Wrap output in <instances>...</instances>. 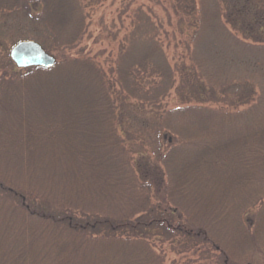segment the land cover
<instances>
[{
  "label": "trees",
  "instance_id": "16d2710c",
  "mask_svg": "<svg viewBox=\"0 0 264 264\" xmlns=\"http://www.w3.org/2000/svg\"><path fill=\"white\" fill-rule=\"evenodd\" d=\"M71 1L0 0V14H29L71 51L49 70L7 61L0 73V264H163V244L179 264H264L263 87L226 98L159 44L106 71L73 47ZM262 4L229 0L218 18L259 40L246 26ZM195 72V87L175 85ZM120 93H153L168 144L153 165L119 134Z\"/></svg>",
  "mask_w": 264,
  "mask_h": 264
},
{
  "label": "rangeland",
  "instance_id": "374dc122",
  "mask_svg": "<svg viewBox=\"0 0 264 264\" xmlns=\"http://www.w3.org/2000/svg\"><path fill=\"white\" fill-rule=\"evenodd\" d=\"M226 2L229 0H195L198 10L188 7V0L180 3L176 0H74L66 4L72 7L70 13L74 17L71 22L74 33L76 30L78 32L79 25L83 36L77 40L74 38L73 47L98 61L106 71L112 67L116 69V63L125 68V64L149 52L151 44H159V50L162 49L171 66L176 63L185 71L192 63L191 69L195 70L200 63L198 79L204 82L208 79L206 84L211 81L215 85V93L232 99L239 90L238 86L246 81L263 87L261 97L264 100V36L255 40V36L251 35L244 42L235 39L228 26L219 19ZM176 4H179V8L174 11ZM34 7L40 9L42 5ZM260 11L264 13V6L250 17V24L246 26L249 34H252L251 28L254 33L264 31V14L263 20L262 14L258 18ZM149 22L151 25L147 24ZM237 34L241 35L239 32ZM69 37L72 36L66 38ZM53 39L47 26L31 21V16L25 12L0 14V73L6 68L7 61L11 62L9 50L20 41H35L55 61L60 59L61 54L71 52L63 43L59 44ZM154 58L157 61V57L151 60L154 62ZM255 66L261 72L253 75ZM25 70L15 68L21 75ZM116 74L114 71L113 76L117 77ZM195 74L189 73L182 83L176 79L178 82L175 85L179 87L182 84L186 89L195 87L198 81ZM120 88L117 84L116 89ZM152 94L144 95L141 100L129 98L121 103L120 93L118 101L119 134L128 141L131 151L149 161L148 165L155 162L157 153L168 146L167 137L160 130L157 108L150 100L146 101ZM166 103L162 108L172 105ZM166 247L163 244L162 250L167 253L163 264L181 263L178 256L167 252ZM157 249L160 250L158 242Z\"/></svg>",
  "mask_w": 264,
  "mask_h": 264
},
{
  "label": "water",
  "instance_id": "95a60500",
  "mask_svg": "<svg viewBox=\"0 0 264 264\" xmlns=\"http://www.w3.org/2000/svg\"><path fill=\"white\" fill-rule=\"evenodd\" d=\"M9 57L16 68L41 67L51 69L55 60L42 47L31 40L17 42L10 50Z\"/></svg>",
  "mask_w": 264,
  "mask_h": 264
},
{
  "label": "flooded vegetation",
  "instance_id": "af4514ba",
  "mask_svg": "<svg viewBox=\"0 0 264 264\" xmlns=\"http://www.w3.org/2000/svg\"><path fill=\"white\" fill-rule=\"evenodd\" d=\"M42 2L44 1V0H41Z\"/></svg>",
  "mask_w": 264,
  "mask_h": 264
}]
</instances>
